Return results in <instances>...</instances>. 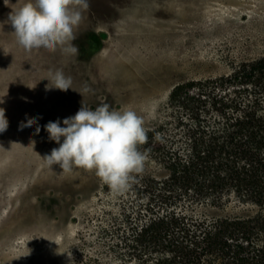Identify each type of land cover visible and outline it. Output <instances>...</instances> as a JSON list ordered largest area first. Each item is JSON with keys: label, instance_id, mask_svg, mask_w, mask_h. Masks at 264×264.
<instances>
[{"label": "rangeland", "instance_id": "rangeland-1", "mask_svg": "<svg viewBox=\"0 0 264 264\" xmlns=\"http://www.w3.org/2000/svg\"><path fill=\"white\" fill-rule=\"evenodd\" d=\"M24 2L0 0V108L8 120L0 133V264H136L129 248L116 245L118 234L128 237L129 228L142 225L137 217L165 212L152 194L170 171L164 155L186 153L184 131L198 122L220 128L209 108V84L264 56V0H89L74 30L76 57L26 52L16 43L7 20ZM56 69L72 78L75 90L45 89L44 77ZM197 81L194 90H175ZM250 92L242 102L256 98L264 109V97ZM83 104L132 109L145 122L144 172L122 194H113L94 172L63 173L44 164L42 157L59 145L43 126L57 119L64 126ZM32 117L39 134L37 124L21 129ZM216 197L184 194L167 210L208 222L257 208L233 192Z\"/></svg>", "mask_w": 264, "mask_h": 264}, {"label": "trees", "instance_id": "trees-1", "mask_svg": "<svg viewBox=\"0 0 264 264\" xmlns=\"http://www.w3.org/2000/svg\"><path fill=\"white\" fill-rule=\"evenodd\" d=\"M216 80L209 84V89L214 88L209 93V108L219 117L220 128L200 126L196 109L198 125L184 131L189 139L186 153L173 150L164 155L170 171L160 192L152 194L158 205L165 203V212L137 217L142 225L129 228L128 237L124 232L118 234L116 245L129 248L136 264H214L218 260L222 264H264V109L256 98L242 102L249 89L264 97V56L237 67L231 77ZM198 85L199 81L188 82L175 90H194ZM217 86L233 89V94L225 97L217 93ZM208 191L212 198L224 191L236 193L257 208L208 222L167 210V204L184 194ZM155 250L158 259L153 258ZM145 253H152L150 260L142 257Z\"/></svg>", "mask_w": 264, "mask_h": 264}, {"label": "clouds", "instance_id": "clouds-1", "mask_svg": "<svg viewBox=\"0 0 264 264\" xmlns=\"http://www.w3.org/2000/svg\"><path fill=\"white\" fill-rule=\"evenodd\" d=\"M89 6V0H25L13 8L7 22L14 29L16 43L26 52L44 49L76 57L79 49L73 43L77 39L74 30ZM44 78L49 81L46 90L74 89L72 78L62 69L49 70ZM144 123L132 109L110 110L106 104L93 109L83 104L75 115L63 119L64 126L59 119L43 126L48 139L59 145L42 157L44 164L51 169L58 165L63 173L74 169L94 172L113 194H122L135 176L144 172L147 153L139 150L148 140ZM33 124H37L35 132L39 134L36 117L22 122L21 129ZM7 128L5 110L0 108V133Z\"/></svg>", "mask_w": 264, "mask_h": 264}]
</instances>
